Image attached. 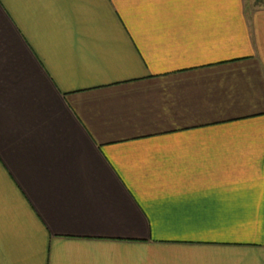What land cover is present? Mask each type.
<instances>
[{
	"label": "crops",
	"instance_id": "1",
	"mask_svg": "<svg viewBox=\"0 0 264 264\" xmlns=\"http://www.w3.org/2000/svg\"><path fill=\"white\" fill-rule=\"evenodd\" d=\"M0 264H264V0H0Z\"/></svg>",
	"mask_w": 264,
	"mask_h": 264
}]
</instances>
